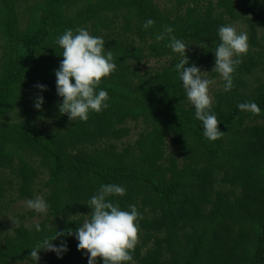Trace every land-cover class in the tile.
I'll return each instance as SVG.
<instances>
[{
	"label": "trees",
	"instance_id": "1",
	"mask_svg": "<svg viewBox=\"0 0 264 264\" xmlns=\"http://www.w3.org/2000/svg\"><path fill=\"white\" fill-rule=\"evenodd\" d=\"M147 18L153 24L145 29ZM223 24H241L248 48L230 89L221 79L212 91L222 134L208 140L173 67L179 57L166 45L169 36L180 39L189 64L212 66ZM78 27L103 38L115 69L96 86L107 91L108 107L70 121L56 107L54 40ZM262 31L264 0H0V264H34L28 253L37 241L55 230L74 233L102 183L123 185V196L108 199L139 213L135 264H264ZM150 60L163 62L140 68ZM248 101L259 111L237 109ZM48 119L49 128L39 126ZM129 122L142 128L118 145ZM38 195L48 204L43 218L26 223L22 215L6 231L5 199ZM61 242L65 252L38 251L35 264H86L74 236L53 241Z\"/></svg>",
	"mask_w": 264,
	"mask_h": 264
},
{
	"label": "clouds",
	"instance_id": "2",
	"mask_svg": "<svg viewBox=\"0 0 264 264\" xmlns=\"http://www.w3.org/2000/svg\"><path fill=\"white\" fill-rule=\"evenodd\" d=\"M153 24L147 18L143 28ZM170 32L171 29H166ZM219 43L213 53L214 64L212 71L219 74L223 81L222 88L228 91L232 84L231 73L235 65L240 63L239 57L246 53L248 48L247 34L237 31L233 24L219 25L216 30ZM164 33L156 35V40H161ZM54 43L61 49L58 68L53 70L55 77V93L60 98L57 104L58 113L66 114L68 120L79 119L84 121L90 111L99 112L107 108L108 93L97 88L102 77H107L115 69V63L110 50L104 49V40L101 36L91 35L87 28L78 27L75 30L65 29L58 35ZM179 57L173 67L178 75L185 98L194 108V118L200 121L202 135L208 140H215L222 134L217 129V119L211 112V98L208 94L212 80L205 78L195 64H189L185 56V43L175 37H168L166 45ZM203 42L199 47H203ZM185 65H188L185 67ZM71 81V82H70ZM35 87L43 92L44 85ZM43 97L34 100L33 107L40 110ZM238 110L259 111L254 102H241L236 105ZM123 185L108 183L100 184L98 189L87 200L90 212L87 219L78 224L73 233L72 229L56 231L50 237L37 241L30 249L28 256L33 258L34 264L38 261V251H51L57 256L67 250L66 244H54L57 237L74 236L77 250H82L87 256L86 264H95V259L100 258V264H135L130 250L133 249L137 231L139 213L135 205H129L127 210L121 209L117 203L108 199L109 196H123ZM27 208L45 213L48 208L46 201L40 197L25 199ZM39 231V225H36Z\"/></svg>",
	"mask_w": 264,
	"mask_h": 264
},
{
	"label": "rangeland",
	"instance_id": "3",
	"mask_svg": "<svg viewBox=\"0 0 264 264\" xmlns=\"http://www.w3.org/2000/svg\"><path fill=\"white\" fill-rule=\"evenodd\" d=\"M19 1L24 6L30 0H19ZM158 4H159V6L164 5L162 3H158ZM235 27L237 28V31H244V28L241 24L235 25ZM262 33L264 36V31H262ZM263 49H264V41H263ZM162 62L163 61H160V60H157V61L150 60V61L144 63L143 65H141L140 68H142V69H155V68H158ZM212 69H213V65L200 68V70L202 72L207 73L205 78H208V79L213 81V83L210 84L209 88H208V94H209L210 98H211L212 91L219 86V81L221 80L218 73L216 74V76H214V77L212 76V73H213ZM251 80L253 81V77L251 78ZM211 100H212V98H211ZM53 122H54L53 120L48 119V120L42 121L39 124V126L43 127V128H49ZM128 125L131 128L130 134L128 137L124 138L120 142H117L118 145H121L124 142H131L135 138L137 132L142 128L140 123H135L133 126V122H129ZM166 147L168 149L170 148L169 141L166 143ZM8 198L9 197H7L5 199L6 209H3V213H2L3 214L2 220L5 224L6 231L10 232L11 227L15 226L17 218L22 216V215H23V218H26L25 219L26 223H28V222L35 223L38 220H41L43 218L44 213H37V212L27 208L23 201H20L17 199H12L13 202H11V200L8 201ZM29 211H32V214H33L32 217H28Z\"/></svg>",
	"mask_w": 264,
	"mask_h": 264
}]
</instances>
